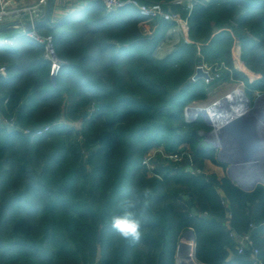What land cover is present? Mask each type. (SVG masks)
I'll return each mask as SVG.
<instances>
[{
	"label": "trees",
	"instance_id": "16d2710c",
	"mask_svg": "<svg viewBox=\"0 0 264 264\" xmlns=\"http://www.w3.org/2000/svg\"><path fill=\"white\" fill-rule=\"evenodd\" d=\"M159 1L187 15L176 0ZM142 20L135 7L108 10L87 0L40 24L36 31L53 36L62 59L55 76L45 42L23 33L6 36L13 44L0 38V64L7 67L0 74V264H95L99 252L98 264H177L189 228L199 261L253 264L250 250L238 252L228 225L242 233L251 222L264 260V183L246 190L228 175L208 173L205 159L218 162L217 149L199 151L193 130L212 126L185 116L188 104L207 99L221 78L242 80L251 104L255 92L264 93V0L197 3L189 40L164 57L156 48L173 23L151 20L156 29L146 34ZM235 38L253 75L235 64ZM200 63L211 66L213 81L191 79ZM79 118L75 133L71 122ZM55 121L40 136L24 133ZM185 142L192 150L187 160L165 158L157 164L160 177L148 173L143 159L151 148L179 152ZM145 184L156 194L145 246L116 243L104 223L107 210L123 186Z\"/></svg>",
	"mask_w": 264,
	"mask_h": 264
},
{
	"label": "built area",
	"instance_id": "2783aa9c",
	"mask_svg": "<svg viewBox=\"0 0 264 264\" xmlns=\"http://www.w3.org/2000/svg\"><path fill=\"white\" fill-rule=\"evenodd\" d=\"M104 3V5L107 7L108 10H117L120 8L125 7H135L137 9L138 15L142 16L143 22L144 21H150L157 18H163L168 21L174 22V24L168 29L166 36L161 41V43L157 46L156 50L161 49L164 44H168L171 49H174L175 46L182 40V38H174L175 34L178 32H184L188 28V20L191 15V12L194 8V6L197 3L201 4H207L210 0H176L180 2L185 9L187 10V15L183 16L180 11H174L173 9L166 7L163 1L159 0H152V1H144V0H100ZM48 3V0H39L38 3L32 5V6H23L19 8L13 7V0H0V24L15 18V17H21L23 14L28 13L30 17V22L34 23L36 20H39L42 18L44 14V7H46ZM141 21V22H142ZM23 34L33 37L37 39L38 41L45 42L46 43V55L49 59L52 60V67H51V74L55 76L62 64V59L59 58V56L56 53L55 46H54V40L53 36L51 34L47 35H41L36 31V28L27 29L23 32ZM186 40H189V38H184ZM5 43L13 44L14 40L10 37H5L3 40ZM198 65H202L205 70H207L210 75L211 79H214V72L206 63H200ZM197 65V66H198ZM196 66V68H197ZM7 71V67L5 64H0V74L5 75ZM196 71V70H195ZM192 80H196L193 78V75L191 77ZM241 90V89H240ZM242 91V90H241ZM244 95V93H243ZM246 95V94H245ZM234 105V104H233ZM193 107L187 108V110L192 109ZM207 108V107H206ZM216 113V112H215ZM218 113V112H217ZM233 115V114H232ZM231 115V116H232ZM204 116V115H203ZM207 120V123L209 125H213V130L215 131L219 125L227 121L228 119L222 118L221 120H218L217 122L209 121L206 115L204 116ZM3 120L7 124L15 125V120L13 117V120L11 122H8L3 118ZM60 122L65 121L64 119L59 120ZM219 122V123H218ZM58 123V121H55L53 123H48L43 126L33 128V127H25L24 133L29 134L32 136H40L48 131H50L54 124ZM204 133H207L208 131H203ZM211 132V131H210ZM208 134V133H207ZM166 156L172 160H181L182 155L180 152H166ZM151 155H146L143 159V163L146 165L149 171L155 173V175L159 176V173H157V165L153 162ZM225 199V198H224ZM223 201H226L224 200ZM232 210L229 209L227 212V216L230 219L232 217ZM230 227V236L233 237L236 241V248L238 252L243 253L247 250H250L253 264H264V260L260 256V248L255 244L252 230L256 226L253 222L250 223V229L246 232L239 233L237 232L233 227H231L230 223H228Z\"/></svg>",
	"mask_w": 264,
	"mask_h": 264
},
{
	"label": "water",
	"instance_id": "95a60500",
	"mask_svg": "<svg viewBox=\"0 0 264 264\" xmlns=\"http://www.w3.org/2000/svg\"><path fill=\"white\" fill-rule=\"evenodd\" d=\"M54 6V0H48L45 15L43 18L36 20L34 23L29 22L26 24L28 29L36 28L40 24H48L51 21L52 11ZM10 26H7L8 28ZM5 27H0L4 29ZM204 78L207 81L211 79L210 73L203 68L202 65H198L196 71L193 74V78ZM242 92L245 94V90L242 89ZM247 96V95H246ZM261 97L259 96L258 102L255 106L249 109L248 112H243L241 115L231 116L227 121L219 125L215 131H209L208 134L214 135L215 138H218L221 142L215 143V145L205 146L206 148H201L200 142L198 143V150L206 152L216 145L221 146L218 157L220 161H228L231 163V166L235 167L239 162H246L247 167H258L264 165V117L260 113L259 107H261ZM248 98V97H247ZM249 99V98H248ZM205 116V115H204ZM198 131V130H197ZM203 132L202 130H199ZM88 157H86L87 160ZM188 163L191 164V159H188ZM231 173H229L230 175ZM233 179L235 176L230 175ZM261 178V177H259ZM255 180L252 183L253 188L257 182H263V179ZM262 180V181H261ZM188 204L191 206L192 213L197 212V208L193 203V200L188 196L184 195ZM225 198V197H224ZM93 204V201L91 200ZM94 205V204H93ZM189 235L190 244H185V238ZM196 248V235L193 228L187 229L180 240L178 247V255L181 258L182 264H207L199 261L195 255ZM99 255L95 264H98Z\"/></svg>",
	"mask_w": 264,
	"mask_h": 264
},
{
	"label": "rangeland",
	"instance_id": "374dc122",
	"mask_svg": "<svg viewBox=\"0 0 264 264\" xmlns=\"http://www.w3.org/2000/svg\"><path fill=\"white\" fill-rule=\"evenodd\" d=\"M176 2L179 3L178 1H176ZM44 11H46V7H44ZM242 61L239 62L240 64H239L238 68H240V69H242L244 71H247L248 73H250V75H253L254 73L251 72L247 68V66L245 65L244 61L243 62ZM210 80L213 81L214 79H210ZM237 89L245 90V84H244V82L242 80L236 81L234 79L226 80V79H222L221 78V79L213 81L212 85L209 88L208 98L207 99L202 100V101L192 102V103L188 104V106L186 107V110H185L186 119L189 120V121H194V120H196L198 118L200 119L201 118L200 116H202L204 118V120L207 122L206 118L203 116L204 113L196 114L194 116L191 113L192 109L187 110V108H190V107H193V108H196V107H207L208 108L209 107V108H213V109L215 108V109H217V110H215V112L218 111L219 114H221L222 118L228 119L236 111H241L240 105L238 103V99L236 98L235 101L230 104L231 106L226 105L225 103L221 104L219 102L223 101L228 95H230V94L233 95ZM245 94H246V92H245ZM259 96H262V93H258V91L255 92V102L253 104H251L250 99H249L248 110L255 106L256 102H258V100H259ZM234 97H235V94H234L232 100L234 99ZM260 101H261V107H259L258 111H260V113L263 115L264 114V97H261ZM247 104H248V102H247ZM4 119L7 120L8 122H11L13 120V117L8 118V117L5 116ZM82 122H83L82 118H79V119L71 122V124L75 128V133H77V131H79L82 128V125H83ZM199 130L208 131V132L212 131L213 130V125H212V127L210 129H207V128H195L193 130V133L197 137L198 143L200 142L201 148H206L205 146H208V145L210 146L211 144L215 145L214 140H216V138L214 137V135L207 134V133H204V132H200ZM181 147L184 148V149L181 148L182 150L179 151L181 153V155H182V159L181 160H173L174 162L185 161V160H187L186 159L187 156H189V155L191 156V154H192V150H191V147H190L189 143H187V142L182 143ZM212 148H214V147H212ZM215 148L217 149V157H218V154H219V151L221 149V146L216 145ZM146 155H151L153 157L152 160H153V162L156 165L159 162H163V159H165V158L167 160L170 159V158H168L166 156V150L163 148V146H154L153 148H151L149 150V152ZM166 163H169V161H167ZM252 166L251 167H247L246 166V162L245 163L244 162L243 163L239 162L235 167L234 166L232 167L230 162L226 161L224 167H225V170L227 169V173H231L230 175L233 174V176H235V179H237V180L241 179L243 183H246L247 185L251 186L252 185V183H251L252 181L250 179V176L256 174V175L262 176L264 178V165L263 166H258V167H255V168L252 167ZM186 167H187V169H190L191 168V164L187 163ZM205 170L208 173H214V171L210 167H206V164H205ZM148 173L150 175H154L155 174V173H153V172H151L149 170H148ZM160 176H161V174L159 173V177ZM180 240H181V238H180ZM180 240L178 242V247H179V244H180ZM178 247H177L176 261H177V264H180L179 263V255H178ZM98 255H99V258H100V252L98 253ZM98 255H97V257H98Z\"/></svg>",
	"mask_w": 264,
	"mask_h": 264
},
{
	"label": "clouds",
	"instance_id": "9594fccd",
	"mask_svg": "<svg viewBox=\"0 0 264 264\" xmlns=\"http://www.w3.org/2000/svg\"><path fill=\"white\" fill-rule=\"evenodd\" d=\"M155 191L149 185H125L112 207L107 210L105 225L108 234L119 244L145 246L151 224Z\"/></svg>",
	"mask_w": 264,
	"mask_h": 264
},
{
	"label": "crops",
	"instance_id": "0c3cea01",
	"mask_svg": "<svg viewBox=\"0 0 264 264\" xmlns=\"http://www.w3.org/2000/svg\"><path fill=\"white\" fill-rule=\"evenodd\" d=\"M86 1L87 0H55V5L53 6V11H52V16H51V21L58 19L59 17H62L63 15L75 12L76 10L80 9L84 5V3H86ZM38 2H39V0H13V7L19 8V7H23V6H32ZM179 4H181V3L179 2ZM44 15H45V11H44L42 18L44 17ZM29 22H30V17L28 15V13H25L21 17H15V18L9 19V20L1 23L0 27H5V28L0 30V38H5L6 36H9V35L12 36V35H16L18 33H23L25 30L28 29L26 24ZM140 24H141V28H142L143 32L146 34H150L156 29V24H152L151 20L150 21H144V22L142 21ZM7 26H10V27L6 28ZM187 37H188V28L186 31L178 32L174 36V38H176V39L177 38L184 39ZM167 45L168 44H164V46L161 49L156 50L155 54L158 57L166 56L168 53L171 52V50H173ZM241 51L242 50H241L240 41L238 38H235V41L233 44V59H234L237 67H239V64H240L239 62L242 61ZM217 159H218V162H214L212 159L206 158L205 159L206 167H210L214 171V173L218 176V178H222L226 175L230 176L229 173H227V169L225 170V167H224L225 162L220 161L219 157H217ZM262 179H263V182H261V183H264V178H262ZM234 180L241 187H243L246 190H252L257 185L256 184L253 188H251L252 185L249 186L246 183H243L241 179H239V180L234 179ZM259 182H257V183H259ZM260 237H264V226L260 231Z\"/></svg>",
	"mask_w": 264,
	"mask_h": 264
},
{
	"label": "bare ground",
	"instance_id": "6f19581e",
	"mask_svg": "<svg viewBox=\"0 0 264 264\" xmlns=\"http://www.w3.org/2000/svg\"><path fill=\"white\" fill-rule=\"evenodd\" d=\"M172 22V21H171ZM173 24H174V22H172ZM167 34V33H166ZM166 36V35H165ZM161 43V42H160ZM159 43V44H160ZM158 44V45H159ZM234 94H235V97H234V99L232 100V98H233V96H234ZM233 95L232 94H230V95H228L223 101H221V102H219V103H225L226 105H229V106H231L230 104L231 103H233L234 101H235V99L237 98L238 99V103H239V105H240V108H241V111L240 112H236V113H234L233 114V116H236V115H241V114H243V112H248L249 110H248V106H249V99L247 98V96L244 94L243 95V92L240 90V89H237L236 91H235V93H234ZM247 102H248V104H247ZM192 115H196V114H201V113H205L208 117H210V118H213V119H217V118H214L213 117V108H206V107H196V108H192ZM206 116V117H207ZM263 116H264V114H263ZM207 117V118H208ZM208 120L209 121H212V122H217V120L215 121V120H211V119H209L208 118ZM219 123V122H218ZM218 142H221L218 138H216V140H214V143H218ZM259 177H261V178H259ZM257 178H259V179H262L263 177L262 176H259V175H252V176H250V179H251V183H253L255 180H257ZM186 240L184 241L185 242V244H190V238H189V235H187V237L185 238ZM179 263L180 264H182L181 263V258H179Z\"/></svg>",
	"mask_w": 264,
	"mask_h": 264
},
{
	"label": "flooded vegetation",
	"instance_id": "af4514ba",
	"mask_svg": "<svg viewBox=\"0 0 264 264\" xmlns=\"http://www.w3.org/2000/svg\"><path fill=\"white\" fill-rule=\"evenodd\" d=\"M216 108H217V107H216ZM215 110H217V109H215V108L213 109V114H212V115H213L214 118H217V119H213V118H210V117H209V119H211V120H215V121H216V120H217V121H218V120H221V119H222L221 114H219L218 111H217L218 113H217V112L215 113ZM236 112H240V111H236ZM236 112H235V113H236ZM204 115H206V114L204 113ZM206 116H207V115H206Z\"/></svg>",
	"mask_w": 264,
	"mask_h": 264
}]
</instances>
